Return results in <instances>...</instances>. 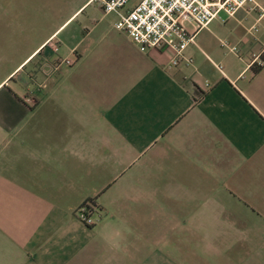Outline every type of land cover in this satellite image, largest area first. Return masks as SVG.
<instances>
[{
    "label": "crops",
    "instance_id": "crops-1",
    "mask_svg": "<svg viewBox=\"0 0 264 264\" xmlns=\"http://www.w3.org/2000/svg\"><path fill=\"white\" fill-rule=\"evenodd\" d=\"M116 19L0 0V264H264V14L185 22L173 67Z\"/></svg>",
    "mask_w": 264,
    "mask_h": 264
},
{
    "label": "built area",
    "instance_id": "built-area-1",
    "mask_svg": "<svg viewBox=\"0 0 264 264\" xmlns=\"http://www.w3.org/2000/svg\"><path fill=\"white\" fill-rule=\"evenodd\" d=\"M130 1L91 0L105 13L116 14V28L124 31L141 51L155 50L167 55L168 67L176 66L183 59L184 48L194 42L195 32H189L185 22H192L198 30L221 13L233 16L238 9L246 8L258 10L259 16L264 14V8L254 0H138L134 4ZM249 2L251 6L247 7ZM59 63L69 65L72 60L63 58L56 65ZM254 63L262 64L260 53L252 54L251 64ZM94 208L88 209L83 203L77 209V216L91 226L95 223Z\"/></svg>",
    "mask_w": 264,
    "mask_h": 264
},
{
    "label": "trees",
    "instance_id": "trees-1",
    "mask_svg": "<svg viewBox=\"0 0 264 264\" xmlns=\"http://www.w3.org/2000/svg\"><path fill=\"white\" fill-rule=\"evenodd\" d=\"M258 70V67H256V66H253V71L254 72H256ZM85 204H86V207L88 208V209H91L92 207H95V204H94V202H93V200H87L86 202H84Z\"/></svg>",
    "mask_w": 264,
    "mask_h": 264
},
{
    "label": "rangeland",
    "instance_id": "rangeland-1",
    "mask_svg": "<svg viewBox=\"0 0 264 264\" xmlns=\"http://www.w3.org/2000/svg\"><path fill=\"white\" fill-rule=\"evenodd\" d=\"M133 2V0H131V2L130 3H132Z\"/></svg>",
    "mask_w": 264,
    "mask_h": 264
}]
</instances>
